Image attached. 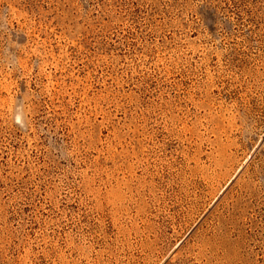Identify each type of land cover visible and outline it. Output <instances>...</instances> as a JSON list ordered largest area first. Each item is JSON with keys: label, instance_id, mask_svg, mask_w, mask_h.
I'll use <instances>...</instances> for the list:
<instances>
[{"label": "rangeland", "instance_id": "rangeland-1", "mask_svg": "<svg viewBox=\"0 0 264 264\" xmlns=\"http://www.w3.org/2000/svg\"><path fill=\"white\" fill-rule=\"evenodd\" d=\"M0 264H264V0H0Z\"/></svg>", "mask_w": 264, "mask_h": 264}]
</instances>
